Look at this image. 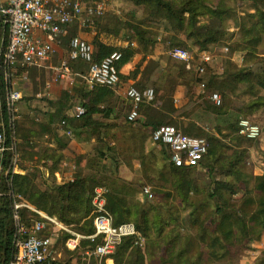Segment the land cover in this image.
Instances as JSON below:
<instances>
[{
	"label": "trees",
	"instance_id": "trees-1",
	"mask_svg": "<svg viewBox=\"0 0 264 264\" xmlns=\"http://www.w3.org/2000/svg\"><path fill=\"white\" fill-rule=\"evenodd\" d=\"M128 1L134 6L142 8L149 21L167 24L171 33L174 32L177 36L180 32L188 33L191 39H195V45L201 51H208L210 45L224 41L228 35L225 24L233 15L224 0ZM243 1L254 3V13L247 14V18H243L245 24L241 27L243 44L240 48L251 57L258 52L259 45L264 41V0ZM201 18L219 24L208 28L199 26ZM131 29L132 35L127 33L126 46L111 47L95 42L93 47L96 62H100L115 52L122 54V59L117 64L121 83H138L139 76L143 73L141 71L144 63L135 64L137 55L141 53V49L139 50L136 46L146 48L150 44H154V41L147 38V32L144 29L133 26ZM177 36L171 38L176 44L180 42L177 40ZM74 37L71 35L69 41ZM8 40L9 33L0 30V46L2 44L6 46ZM145 53L151 55V53ZM67 59L68 64L76 65L73 68L75 72L86 74L83 71L85 69L88 71L86 63L71 61L69 54ZM128 65H134V67L128 74H125L123 69ZM175 68L180 69V78L186 79L185 66H175ZM21 69L17 75L22 74L23 68ZM229 79L230 81H224L221 84L211 81L210 84H207V86L209 85L207 88L209 89L210 86L216 88L225 98L228 92H233L234 88L239 85L249 86L250 91L264 90V71L256 74L252 70H239L237 73L231 74ZM7 89L8 85L2 76L0 78V99L6 146L9 147L12 142L13 129L9 125L5 103ZM117 91L118 89L94 86L88 92L84 89L79 90L76 98L71 97L67 91L62 92L60 100L57 102H54L50 95L44 98L48 100L55 116L66 121L68 125L71 124V121L67 112L70 109L73 110L77 102L80 103L86 112L77 120L75 128L81 131L83 137L88 135L97 137L100 135V131H103L105 136H109L107 134H111L117 128L114 125L104 124L102 120L111 118L119 108L121 96L117 94ZM172 97L166 101L165 98L158 96V99L156 98L152 103L142 104L139 112L144 117V122L141 123L140 120L134 123L127 122L118 130L121 133L123 130L125 131L128 135L127 143L130 147L131 143L134 144L136 149L134 152L137 155L136 157L132 151L130 155L120 154L122 163L130 168H132L134 160L141 163L143 178L146 179L147 184L152 186L151 201L156 198L159 206L151 205L149 204L151 201L143 198V189L138 196L136 191L131 188L132 186L120 178L110 180L83 174L81 168L84 158L82 156L77 159L78 173L73 182L58 185L56 182L43 180L41 176L38 177L31 173L32 170L37 168L36 166L45 165L50 171L55 172L65 160V156L62 151L50 149L35 151V137L51 133L50 126L40 125L39 130L33 129L25 132L22 123H16V136L20 137L26 145L32 146V148H25L24 157L22 160L20 159L18 167L21 170L29 169L30 172L25 175L12 174L11 172L8 174L7 169L10 166L12 154H5L0 176V264H11L16 255V222L14 220L16 199L17 202L29 206L37 212L56 218L63 226L72 228L78 235L87 238L95 234V214L92 200L95 190L99 187L107 190L106 208L113 218L114 225L132 223L136 226L139 235L146 241V247L142 249L136 245V238L125 239L111 258L114 264H154L156 262L158 264H214L218 262L233 264L232 253H235L237 248L246 250L248 244L259 242L264 234V176H250L240 168L246 157V152L243 150L245 142L237 136L239 122L230 125L226 130L227 133L219 130L217 135L208 134L195 120H190L187 124L178 121L179 118L184 119L185 116L176 117L179 109L174 105ZM262 100L264 99L258 98L249 106L252 113H256L264 107ZM159 103L161 106H158ZM222 105L223 102L219 107L208 104L205 109L208 114L226 116L227 112L223 110ZM166 125H177V129L185 135L206 139L208 152L201 165L207 166L213 173L215 172L214 164L223 157L225 159L226 149L229 148L233 154L230 157L226 176L233 177V180H215L212 191L204 194L196 188L195 182L190 178L194 169L177 168L171 162V152L168 147L159 144L158 149L148 152L146 144L152 134ZM1 131L2 128H0ZM166 184L173 190L175 200L180 201L181 207L191 210L190 230L195 232L194 236L193 234L182 236L175 228L167 230L168 224H176L178 218L171 216L165 219L161 214L160 205L163 206L166 201L173 198V194L164 190ZM238 192L244 194V204L239 209H234L231 206V199ZM19 217L21 223L26 226L42 221L38 213L26 207L19 210ZM210 226L213 228L211 229ZM50 229L53 230V226L48 224L42 236H50L45 234ZM70 238L71 236L68 234L63 237L61 244L65 250L66 242ZM99 244L100 240L92 243L88 239H83L75 252L81 253L83 258L86 251L95 250ZM104 261L93 256L89 264H103ZM66 264H71V262L68 261ZM257 264H264V254L259 258Z\"/></svg>",
	"mask_w": 264,
	"mask_h": 264
},
{
	"label": "rangeland",
	"instance_id": "rangeland-1",
	"mask_svg": "<svg viewBox=\"0 0 264 264\" xmlns=\"http://www.w3.org/2000/svg\"><path fill=\"white\" fill-rule=\"evenodd\" d=\"M83 1L85 3L97 2L103 4L105 6L104 15L102 17L91 18L90 22L86 25H83L79 21L75 22L70 27L69 37L62 40V43L59 45V50L55 53L51 62L44 68H23V75H17L21 69L18 68L14 73L15 76L13 81L15 83V88L21 91L24 97L23 101L19 104L20 106H18L20 115L24 118L21 122L24 127L23 131L26 132L33 129L39 130L40 125H44V120L51 111V106L44 97L43 99L37 98L36 93H41L45 96L49 95V93L45 91L44 86L48 81L54 79L55 71L53 68H57L62 62H67L69 54L68 43L71 35L78 37V31L86 33H92L93 31L106 33L113 36L115 41H122L124 46L125 42L128 41L127 33L129 32L132 35L131 26L139 27L147 32V38L152 42L154 41V44H150V46L146 48L139 45L136 46L139 50L141 49V53L137 55L135 64L144 63L141 71L143 73L139 76L138 83H131L129 86L134 85L144 90L153 89L155 99L161 96L167 101L173 96L174 105L179 109V113L176 117L185 116L184 119L179 118L178 121H183L187 124L190 120H195L208 134L217 135L219 130L227 133L226 130L230 125L240 122L243 119L258 125L262 129V135L258 140H248L237 134V136L241 137L242 141L245 142L243 150L246 152V157L240 168L247 175L264 176V107L260 108L256 113H252V109H249V106L256 102L258 98L264 99V90L255 89L250 91L249 86L239 85L234 88L233 92H228L225 98L221 91L211 86L209 89L207 88L204 93H201L198 85L200 82L206 83L207 85L210 84L211 81L219 84L224 83V81H230L229 76L237 73L239 70H252L256 74L264 71V41L259 45L258 52L251 57L240 48L242 46L241 44H243L241 41V27L245 24L243 18H247V14L254 13V3L243 0H224L233 14L225 24L228 35L224 41L208 47L207 52L213 54L215 62L208 68L207 74L201 79L196 74V67L198 65L199 54L205 51H201L195 45V39H191L188 33L180 32L178 33L179 36H177L174 32L171 33L169 31L167 24L149 21L144 15V10L134 6L128 0ZM84 19L85 17L83 20ZM218 24L219 23H213L206 18H201L199 26L208 28L209 26H218ZM173 36H177V40L180 42L176 44L171 39ZM175 48H185L192 53L194 60L191 70L187 69L186 64L183 62L177 61L171 57L170 52ZM226 49L228 51H226ZM145 52L151 53V55ZM69 65L71 68H75L74 66H76L74 63H69ZM175 66H185L184 72L186 79L180 78V69H176ZM51 67L53 68L51 69ZM83 71L87 73V69ZM81 82L85 83L83 79ZM59 85L60 84H58V86ZM212 93H218L221 96L223 110L227 112L226 116H217L212 113H207L205 109L206 106L208 104L213 105L209 100ZM262 102H264V100H262ZM158 106H161V103H159ZM117 110L111 118L102 120L104 124L114 125L117 128L114 131L111 130V134H107L109 136H105V134L102 133L103 131H100V135L97 137L91 135L82 136L81 140H78L74 132L73 137H67L58 132L62 122L61 118L56 119V127L53 129L55 134L52 136L56 135L59 148L65 151V161H67L68 164H76L77 159L83 157L84 160L81 168V170L83 169V174L100 176L101 178L110 180L120 178V180L127 182L126 184H130L132 186L131 188L140 196L139 192H141L142 189L144 190V188L147 187L152 189V186L147 184L148 182L143 178V169L139 161L134 160V162H132V168H130L125 166L120 158V154L125 153L126 155H130L131 151L134 154V151H136L133 143H131V147L127 143L128 135L125 131L123 130V133L118 131L119 128L121 129L123 125L127 124V116L130 111V103L122 96ZM37 117L40 118L41 122ZM173 126L177 128V125ZM48 141L49 140H44L41 137H35L34 149L45 150L49 148L47 144L51 143V141ZM152 143L150 138L146 144L148 152L158 149V145L152 146L150 145ZM28 147L32 148L31 145H26V143L23 142L22 149L24 152L25 148ZM232 154L233 152L227 148L225 159L223 157L218 163L214 164V173L203 164L199 168L192 170L190 178L195 182L196 188L200 192L204 194L210 193L214 187L215 180H233V177L226 176L228 174V166ZM135 156L137 157L136 154ZM87 165L88 167L86 168ZM163 166H165V164H163ZM31 173L39 177L36 170H32ZM77 173L78 168L73 171L74 177ZM164 190L173 194V198L166 201L163 206L160 205L161 214L165 219L171 216L178 218L176 224H168L167 230L175 228L182 236L186 237L190 234L194 236L195 232H191L190 230L191 210L181 207L180 201L177 199L175 200V195L169 185L166 184ZM149 204L159 206L156 198L149 202ZM243 204L244 194L242 192L233 195L231 206L234 209H239ZM210 228L212 229L213 227L210 226ZM66 229L68 231L53 225V230H47L45 234L55 239V244H57L56 250L61 253V261H59L58 264H66L68 261L71 262V264H81L84 259V257H81V253L75 252L72 254L67 249L65 250L64 246L61 244L65 234L71 237H73L72 234H77L72 228L66 227ZM145 247L146 241L143 247L140 248L143 249ZM235 251V253H232L233 260L231 259L233 264H257L259 258L264 254V234L259 242L248 244L246 250L237 248ZM154 264L158 263L156 262ZM214 264L227 263L218 262Z\"/></svg>",
	"mask_w": 264,
	"mask_h": 264
},
{
	"label": "built area",
	"instance_id": "built-area-1",
	"mask_svg": "<svg viewBox=\"0 0 264 264\" xmlns=\"http://www.w3.org/2000/svg\"><path fill=\"white\" fill-rule=\"evenodd\" d=\"M105 6L99 3H85L83 0H0V30L9 33L7 45L0 46V78L3 76L8 85L6 94V107L9 116V125L13 129L12 142L6 146V135L0 99V124L3 126L0 132V165L6 153L12 154V160L7 173L24 175L19 169L20 155L17 147L15 126L20 119L18 106L23 100V94L15 88L13 78L18 68H44L51 62L59 45L64 38L69 37L70 27L75 22L86 25L91 18L102 17ZM85 19L83 20V18ZM226 51H228L226 49ZM93 46L81 39L74 37L69 41V56L71 61H82L88 65L87 73L81 78L85 84L93 89L94 86L119 89L122 85L117 69V64L122 59V54L115 52L100 62L95 61ZM173 59L186 64L187 69H192L193 55L185 48H175L170 52ZM196 74L203 78L208 68L215 62L213 54L205 51L199 54ZM55 71L54 79L46 83V90H51L53 85L68 81L74 86L76 81L72 77V69L68 62H62ZM199 91L204 93L206 83L200 82ZM124 98L130 103L128 122L134 123L141 120L139 112L142 104H150L155 100L153 89L140 90L131 85L125 88ZM209 100L215 106H221L222 98L218 93H212ZM85 108L77 103L75 106L76 118L85 114ZM66 134L73 137V131L69 129L66 121L62 122ZM238 134L248 140H258L262 130L258 125L243 119L239 122ZM154 145H164L170 149L171 162L177 168L195 169L201 166V162L208 152V143L205 139L185 135L174 126L166 125L157 129L151 137ZM107 190L99 187L95 190L92 200L94 210L95 234L83 237L72 234L67 240L66 249L75 252L81 240L88 239L92 243L100 240V244L93 251L85 252L83 263L89 264L90 259L96 256L103 264H114L111 259L118 247L125 239L136 238V245L143 247L145 239L141 237L137 228L132 223L119 226L114 225L113 218L106 208ZM144 198L152 200L150 188H144ZM20 198V197H14ZM29 208L38 213L42 221H37L31 226L21 223L19 210ZM14 220L16 222V255L11 264H58L61 253L56 250L55 239L52 236L43 237L42 233L47 225L51 224L68 231L56 218L37 212L35 209L14 202Z\"/></svg>",
	"mask_w": 264,
	"mask_h": 264
},
{
	"label": "crops",
	"instance_id": "crops-1",
	"mask_svg": "<svg viewBox=\"0 0 264 264\" xmlns=\"http://www.w3.org/2000/svg\"><path fill=\"white\" fill-rule=\"evenodd\" d=\"M78 37H80L81 39L89 42L93 47H94V43L95 42H100V43H102L104 45L111 46V47L123 46L122 41H120V40H116L115 41V38H113V36L108 35L106 33H100V32L98 33L96 31H93L92 33H86V32H83V31H78ZM124 46H126V43L124 44ZM133 67H134V65H128V66H126L123 69V72L125 74H128L129 71L133 69ZM52 68L53 67H51V69ZM38 69H41V68H38ZM82 76H84V74H81L80 72H75L74 69L72 68V77L76 81L74 86H71L68 81H61V82L53 85L51 90H46V84H45V86H44L45 88L44 89H45L46 92L49 93L50 97L54 100V102H57L58 100H60L62 92H64V91H67L68 93H70L71 97H75L76 98L77 92L79 90H81V89H84L87 92L91 91V89L85 83L81 82L82 81V79H81ZM58 84H60V85L58 86ZM129 84H131V83H122V85L119 87V89L117 91V94L124 98V96H123L124 90H125V88H127V86H129ZM36 97L43 99V97H45V95H42L41 93H36ZM75 101H76V99H75ZM18 109H19V107H18ZM19 116H20V119L17 121V123H21L23 121V119H24L23 116L20 115V112H19ZM67 116H68V118L71 121V124L68 125L69 129H71L77 135L78 140H81V138H82L81 131L75 128V126L77 124V120H78V118H76L75 108L73 110L70 109L67 112ZM35 118H36V116H35ZM56 119H57V116H55V112L51 110L49 112V114H47V116H46V118L44 120V125H43V126H50L51 127V133H44L40 137L43 138L44 140L51 141V143L47 144V145H49V148H47L45 150L50 149V150H53V151H62V153L65 156V151L64 150H60V148H59V142H58V140L56 138V135L52 136L53 134H55L53 132V129L56 127ZM38 120L40 121V118H38ZM62 122H61V124H62ZM127 122H128V120H127ZM140 122L141 123L144 122V117L141 116ZM61 124H60L58 132L61 133L62 135L64 134V135L67 136L65 128H63ZM2 127L3 126L0 124V128H2ZM74 133H73V135H74ZM15 134H16V132H15ZM67 137H69V136H67ZM22 145H23L22 139H20V137H17V147H18V150H19V155H20L21 160H22V158L24 157V154H25L23 149H22ZM150 145L154 146L153 143L150 144ZM45 150H42V151H45ZM35 151H40V150L39 149H35ZM76 166H77L76 164H68L67 161L64 160L61 163V165L59 166V169H57L55 172L50 171V169L47 166H45V165L36 166L37 168H35L34 170H36V172L38 170L37 173H38L39 176H41V178L43 180L48 181V182H56L58 185H62V184H65V183L73 182L75 180V177L73 175V171L75 169H77ZM21 171L24 173V175L27 174L28 172H30L29 169L21 170ZM1 173H2V166L0 165V176H1Z\"/></svg>",
	"mask_w": 264,
	"mask_h": 264
}]
</instances>
